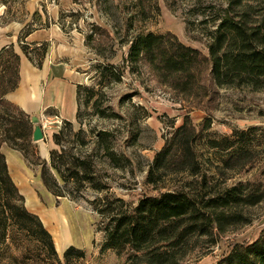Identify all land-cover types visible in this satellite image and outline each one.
Returning a JSON list of instances; mask_svg holds the SVG:
<instances>
[{
    "label": "rangeland",
    "instance_id": "rangeland-1",
    "mask_svg": "<svg viewBox=\"0 0 264 264\" xmlns=\"http://www.w3.org/2000/svg\"><path fill=\"white\" fill-rule=\"evenodd\" d=\"M45 1L41 10L46 12L45 7L49 5L55 7L47 12L60 32L55 43H42L46 51L41 61L62 62L70 71V78L82 88L75 121L66 126L62 120L57 132L47 130L42 140H32L25 161L31 167L41 169V163L49 167L50 151L63 149L69 156L88 161L95 181L104 190L98 193L87 181L71 178L69 172H63L62 178L50 169L65 195L60 198L73 211L68 215L74 231L78 232L77 239H83L74 247L85 252L84 259L66 261L63 252L67 247L63 250L55 247L56 255L51 256L38 243L13 232L14 241L0 247V264H126V254L103 250L104 236L97 229L99 217L88 202L110 193L135 203L142 195L157 196L185 181L186 175L182 173L169 174L156 185L145 181L148 165L185 115L197 126L206 118L211 120L210 128L196 142V150L203 171L213 182L218 181L222 187L246 181L264 184V89L220 87L200 108H189L190 104L158 84L146 65L131 64L127 60L131 40L149 32H171L183 44L207 51L219 15L227 7L225 0H148L150 7L144 8L145 14L138 0ZM25 2L6 0L8 12L0 17V26L11 20L26 21ZM263 5L264 0H247L232 11L240 15L246 10L250 19L255 20L254 11ZM39 17V10L34 11L16 35L17 42L40 25ZM28 45L30 55L38 60L41 52L36 54L31 50L37 45ZM106 67L109 71L100 76L98 71ZM120 71V80H111V75ZM90 89L94 92L87 100ZM34 127L32 123V133ZM61 130L62 138L57 146L53 135ZM101 131L111 133L107 144L118 157V167L110 162L98 142ZM226 140L234 141V146L227 147ZM210 141H219L221 146L213 147ZM240 147L254 153L252 163L225 170V176L219 174L221 161ZM42 151L48 152L46 158ZM244 210L250 223L230 227L224 233L216 231L214 244L207 238L200 239L184 264H216L235 243L255 239L264 228V202Z\"/></svg>",
    "mask_w": 264,
    "mask_h": 264
},
{
    "label": "trees",
    "instance_id": "trees-1",
    "mask_svg": "<svg viewBox=\"0 0 264 264\" xmlns=\"http://www.w3.org/2000/svg\"><path fill=\"white\" fill-rule=\"evenodd\" d=\"M139 6L150 7L148 0H138ZM227 7L219 15L216 29L207 46V51L180 42L171 33L139 34L131 40L127 60L131 64L146 65L155 81L168 88L189 108H200L211 93L224 86H247L254 90L264 89V5L254 11L257 19H250L245 10L240 15L233 13V7L247 0H225ZM251 8V7H250ZM30 30L26 32V37ZM24 55L37 67L46 45L35 47L39 52L36 60L30 55L29 46L19 40ZM20 57L13 45L0 49V247L14 241L13 232L40 245L49 255L55 256L53 238L40 218L29 212L24 197L14 184L8 164L1 148L19 151L28 160L26 150L32 146L31 117L6 95L14 91L20 81ZM109 68L99 70L104 77ZM113 74V71H110ZM121 71L111 75L119 81ZM82 86L76 85L77 114ZM87 100L91 99L90 89ZM86 100V102H87ZM66 126L71 122L64 121ZM211 120L206 118L200 126L193 125L185 115L181 125L170 132L164 145L148 165L145 181L156 185L169 174H185V181L176 189L167 190L157 196L142 195L135 203L105 193L89 201L92 210L99 217L98 231L104 236V249H111L118 255L126 254V264H184L185 258L202 238L211 244L216 242V231L224 233L230 227L250 223L246 208L264 202V184L260 181H246L232 186H220L213 182L202 169L196 150V142L203 131L210 128ZM108 131L98 133V142L105 149L110 162L118 167V157L108 146ZM62 130L53 135L57 146ZM227 147L234 141H227ZM213 147L221 146L219 141H210ZM253 152L240 147L230 152L219 174L225 170L246 167L253 161ZM49 167L41 163L40 178L45 188L56 198L64 197L56 177L50 169L64 178L87 181L91 188L101 193L104 188L95 181L94 171L88 161L69 156L63 149L50 151ZM81 173V174H80ZM66 261L71 258L84 259L85 252L69 246L63 252ZM216 264H264V228L253 240L235 243L231 250Z\"/></svg>",
    "mask_w": 264,
    "mask_h": 264
},
{
    "label": "crops",
    "instance_id": "crops-1",
    "mask_svg": "<svg viewBox=\"0 0 264 264\" xmlns=\"http://www.w3.org/2000/svg\"><path fill=\"white\" fill-rule=\"evenodd\" d=\"M6 0H0V17L8 12ZM45 0H26L25 9L28 12L26 21L11 20L0 26V49L12 44L15 52L20 57V81L18 87L6 95V99L25 113L39 117L42 114L58 115L64 121L73 122L77 114L76 82L70 78V71L62 62L44 60L41 67L35 66L22 52L16 35L26 25L34 11L40 12V25L30 30L24 37L25 43L40 45L44 42L55 43V38L60 32L57 24L50 19L49 12L55 7H45L41 4ZM44 9V10H45ZM47 10L49 12H47ZM51 56V55H50ZM5 155L9 174L24 197L27 210L37 215L44 227L53 237L54 245L58 250L77 243H82V237L77 239L73 223L68 215L73 214L68 203L63 198H56L43 185L40 178V169L29 166L23 155L14 149L3 145L1 148ZM48 152L42 151L45 157ZM46 158V157H45ZM65 200V199H64ZM59 245L61 248H59Z\"/></svg>",
    "mask_w": 264,
    "mask_h": 264
},
{
    "label": "built area",
    "instance_id": "built-area-1",
    "mask_svg": "<svg viewBox=\"0 0 264 264\" xmlns=\"http://www.w3.org/2000/svg\"><path fill=\"white\" fill-rule=\"evenodd\" d=\"M62 124V119L58 115H48L42 114L39 117V126L43 132V135L46 134L47 130H52L57 132Z\"/></svg>",
    "mask_w": 264,
    "mask_h": 264
},
{
    "label": "water",
    "instance_id": "water-1",
    "mask_svg": "<svg viewBox=\"0 0 264 264\" xmlns=\"http://www.w3.org/2000/svg\"><path fill=\"white\" fill-rule=\"evenodd\" d=\"M31 123H33L35 125L33 133H32V140L34 142L42 140L44 138L43 132L40 128V126L38 125L39 123V119L36 116H32L31 117Z\"/></svg>",
    "mask_w": 264,
    "mask_h": 264
}]
</instances>
